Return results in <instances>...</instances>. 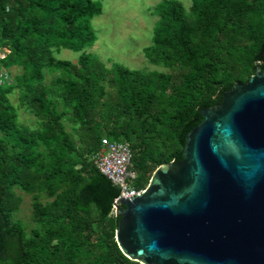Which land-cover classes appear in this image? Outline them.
<instances>
[{
  "label": "trees",
  "instance_id": "obj_1",
  "mask_svg": "<svg viewBox=\"0 0 264 264\" xmlns=\"http://www.w3.org/2000/svg\"><path fill=\"white\" fill-rule=\"evenodd\" d=\"M98 0H0V264H141L117 240L121 190L94 163L102 139L128 142L129 183L146 189L163 163L183 159L201 109L264 70V0H162L147 59L163 70L111 66L85 51L97 40ZM81 52L77 62L54 49ZM60 71L46 82L44 69ZM19 107L39 120L19 121ZM71 125L72 130L67 126ZM32 195L30 228L15 214Z\"/></svg>",
  "mask_w": 264,
  "mask_h": 264
},
{
  "label": "water",
  "instance_id": "obj_2",
  "mask_svg": "<svg viewBox=\"0 0 264 264\" xmlns=\"http://www.w3.org/2000/svg\"><path fill=\"white\" fill-rule=\"evenodd\" d=\"M201 114L183 159L115 201L116 240L141 264H264V70Z\"/></svg>",
  "mask_w": 264,
  "mask_h": 264
},
{
  "label": "rangeland",
  "instance_id": "obj_3",
  "mask_svg": "<svg viewBox=\"0 0 264 264\" xmlns=\"http://www.w3.org/2000/svg\"><path fill=\"white\" fill-rule=\"evenodd\" d=\"M103 6V12L94 16L91 20L97 36L93 46L86 47L85 51L92 52L104 60L108 66L113 62L122 63L130 68L145 70H163L164 67L151 63L145 56V47L152 44L154 29L158 16L152 14V10L162 0H98ZM187 10L190 9L193 0H180ZM5 48V47H4ZM0 47V56L8 50ZM81 52L68 48L54 49V54L59 59L77 62ZM8 70V69H7ZM11 77L22 72V67L13 66L10 69ZM46 82H50L60 71L44 69ZM16 106L19 121L30 128L39 126L38 118L24 107H19L18 90L10 96ZM72 130L71 125L67 126ZM135 175V174H134ZM23 197L20 210L15 214L29 228L32 221V195L18 190Z\"/></svg>",
  "mask_w": 264,
  "mask_h": 264
},
{
  "label": "built area",
  "instance_id": "obj_4",
  "mask_svg": "<svg viewBox=\"0 0 264 264\" xmlns=\"http://www.w3.org/2000/svg\"><path fill=\"white\" fill-rule=\"evenodd\" d=\"M3 49L8 51L0 58L5 57L10 52L8 47ZM8 79H10L8 70L2 67L0 69V83ZM132 158L133 152L128 142L115 141L109 138L102 139V147L94 157V163L98 171L120 188L119 197L133 198L144 191V189L133 187L128 181L129 176H135L130 170Z\"/></svg>",
  "mask_w": 264,
  "mask_h": 264
}]
</instances>
